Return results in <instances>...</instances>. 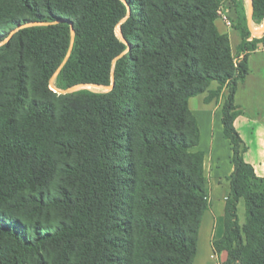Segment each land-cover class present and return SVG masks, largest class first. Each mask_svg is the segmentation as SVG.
Instances as JSON below:
<instances>
[{"label": "trees", "instance_id": "1", "mask_svg": "<svg viewBox=\"0 0 264 264\" xmlns=\"http://www.w3.org/2000/svg\"><path fill=\"white\" fill-rule=\"evenodd\" d=\"M223 2L242 38L235 56L215 24ZM252 6L261 25L264 0ZM10 35L0 71V264H42L47 248L65 264H193L210 186L188 102L205 92L206 103L224 99L233 164L213 252L226 253L222 264H264V174L245 162L234 127L248 58L264 47V33L251 38L244 0H0V42Z\"/></svg>", "mask_w": 264, "mask_h": 264}, {"label": "crops", "instance_id": "2", "mask_svg": "<svg viewBox=\"0 0 264 264\" xmlns=\"http://www.w3.org/2000/svg\"><path fill=\"white\" fill-rule=\"evenodd\" d=\"M249 3V0H244L247 19L249 14ZM226 12V16L231 21L232 26L228 27L220 19H217L215 24L221 34L228 36L231 52L233 56H235L236 49L242 38L240 32L233 28V23L236 21L234 10L232 8H227ZM248 25L250 31L251 26H255L253 22H248ZM262 27H264V25ZM252 37H254V35L251 33V38ZM258 54L264 56L263 46H259L255 52L250 54L248 58V67L251 61L254 62L255 67H257L258 78H260L259 84L264 87V57L259 59L257 57ZM217 87L218 84L212 82L209 91L216 90ZM238 93L237 89L235 104L239 106L241 110L245 111L244 106L239 102ZM207 96L208 92L201 94L202 104H199L198 110H192L190 108V101L192 98L189 99L188 102L189 109L195 116L199 127L200 138L197 150H200L204 154V170L210 186V210L206 212L202 218L197 241V251L193 264H222L226 260V253L215 254L212 248V241L218 238L222 233V227L218 223V220L224 216L225 198L229 187L226 178L229 177L233 171V164L231 161L232 150L229 141L223 136L221 124L222 106H217L216 99L206 103L205 99ZM262 98L264 99V96ZM256 110L262 111L260 115H255L257 118L254 117V119H250L248 116L237 117L234 122V127L243 142V158L245 162L254 168L257 176L262 177L264 174V108L257 107L253 111ZM216 120L217 122L214 123ZM204 129L207 130V139L202 141ZM242 202L241 200L237 206V214ZM239 224L242 225L244 223L239 222Z\"/></svg>", "mask_w": 264, "mask_h": 264}, {"label": "rangeland", "instance_id": "3", "mask_svg": "<svg viewBox=\"0 0 264 264\" xmlns=\"http://www.w3.org/2000/svg\"><path fill=\"white\" fill-rule=\"evenodd\" d=\"M227 8H232V4L229 2H223L221 5V8L218 12V19L222 20V15H227L226 9ZM227 17V16H226ZM228 19V18H227ZM229 20V19H228ZM223 21V20H222ZM224 22V21H223ZM264 22V21H263ZM225 23V22H224ZM264 23L260 25H255L254 27L251 26V33L254 35L252 38H259L263 33H264V27H262ZM2 31L5 33H8L9 31V26H4L1 28ZM120 27L116 29V34L120 37ZM12 35V33H11ZM11 35L8 36L4 41L0 42V71H2V68H5L7 64V60L9 59V53L4 51V48H2L6 43L9 42L11 39ZM257 56V55H256ZM259 59H262L264 56L258 54L257 56ZM258 73H257V67H255L254 62L251 61V64L249 66V75L248 77L244 80L242 84L238 86V97H239V102L244 106V110H240V114L238 117L241 116H248L250 119L257 118L255 115H260L262 113L261 110H256L253 111L255 108L262 107L264 108V99L262 98L264 96V87L259 84L260 78H258ZM258 78V79H257ZM88 89L92 91H102L106 90L104 88H98V87H92L89 86L87 87ZM50 89L54 90V86L51 83L50 84ZM59 94V93H58ZM224 94H227V91L224 90ZM262 98V99H259ZM202 97L201 95L196 96L191 99L190 101V108L192 110H198L199 104H202ZM224 99L219 98L216 100L217 106L221 107L223 104ZM262 103V104H261ZM252 114V115H251ZM217 120L214 122L216 123ZM203 136H202V141H205L207 139V130H203ZM214 198V196H213ZM238 220L241 223H244L245 221V206L242 202L241 207L238 211ZM35 222V221H34ZM45 222H47L49 225L52 227H55L56 224V219L52 214H50L48 217H46ZM45 222H43V225H45ZM62 257L60 250H53L52 248H47L46 250L42 251L40 254V260L42 264H65V261H61L60 258ZM37 258L29 257L27 258L22 264H33Z\"/></svg>", "mask_w": 264, "mask_h": 264}, {"label": "water", "instance_id": "4", "mask_svg": "<svg viewBox=\"0 0 264 264\" xmlns=\"http://www.w3.org/2000/svg\"><path fill=\"white\" fill-rule=\"evenodd\" d=\"M249 14H248V22L251 23L252 22V12H253V6H252V0H249ZM33 25H37L36 23H30V24H26L24 25L25 27H28V26H33ZM119 28V27H118ZM15 31H13L12 33H14ZM120 37L122 39V36H121V33H120ZM73 40H74V31L71 30V47H72V43H73ZM123 40V39H122ZM71 47L69 49V53H70V50H71ZM69 53L66 57V59L68 58L69 56ZM66 59L64 60V62L59 66V68L56 70V72L54 73L52 79H51V82L53 83L55 77L58 75V73L60 72L62 66L64 65ZM89 86H92V87H98V88H104L106 89L107 91L111 90V88L113 87V82L111 83V85L109 87H102V86H97V85H79V86H74V87H71V88H68L66 90H62V91H57L59 94H62V95H66V94H70V93H73V92H76L78 90H81V89H88L87 87Z\"/></svg>", "mask_w": 264, "mask_h": 264}, {"label": "built area", "instance_id": "5", "mask_svg": "<svg viewBox=\"0 0 264 264\" xmlns=\"http://www.w3.org/2000/svg\"><path fill=\"white\" fill-rule=\"evenodd\" d=\"M225 24L228 26V27H231L232 26V23L230 20L227 19L226 15H222V18H221Z\"/></svg>", "mask_w": 264, "mask_h": 264}]
</instances>
